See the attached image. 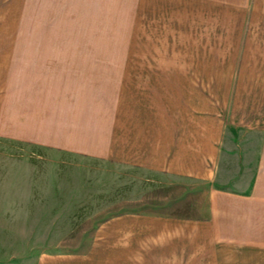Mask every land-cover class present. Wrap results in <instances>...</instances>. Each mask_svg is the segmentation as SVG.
<instances>
[{
  "label": "crops",
  "instance_id": "obj_1",
  "mask_svg": "<svg viewBox=\"0 0 264 264\" xmlns=\"http://www.w3.org/2000/svg\"><path fill=\"white\" fill-rule=\"evenodd\" d=\"M0 139L151 183L0 264H264V0H0Z\"/></svg>",
  "mask_w": 264,
  "mask_h": 264
},
{
  "label": "rangeland",
  "instance_id": "obj_2",
  "mask_svg": "<svg viewBox=\"0 0 264 264\" xmlns=\"http://www.w3.org/2000/svg\"><path fill=\"white\" fill-rule=\"evenodd\" d=\"M150 187L139 169L0 139V261L51 249L93 214L123 211Z\"/></svg>",
  "mask_w": 264,
  "mask_h": 264
}]
</instances>
